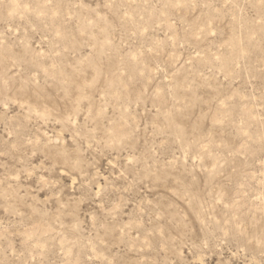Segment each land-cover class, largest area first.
I'll list each match as a JSON object with an SVG mask.
<instances>
[{
    "label": "rangeland",
    "instance_id": "374dc122",
    "mask_svg": "<svg viewBox=\"0 0 264 264\" xmlns=\"http://www.w3.org/2000/svg\"><path fill=\"white\" fill-rule=\"evenodd\" d=\"M0 264H264V0H0Z\"/></svg>",
    "mask_w": 264,
    "mask_h": 264
}]
</instances>
